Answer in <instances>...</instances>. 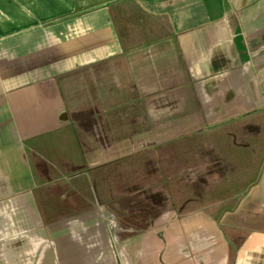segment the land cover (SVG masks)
Listing matches in <instances>:
<instances>
[{"label":"crops","instance_id":"crops-1","mask_svg":"<svg viewBox=\"0 0 264 264\" xmlns=\"http://www.w3.org/2000/svg\"><path fill=\"white\" fill-rule=\"evenodd\" d=\"M0 264H264V0H0Z\"/></svg>","mask_w":264,"mask_h":264}]
</instances>
